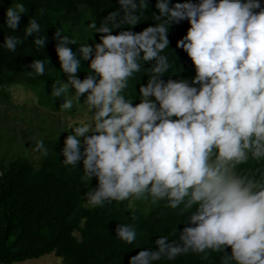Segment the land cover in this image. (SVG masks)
Instances as JSON below:
<instances>
[{"label": "clouds", "instance_id": "9594fccd", "mask_svg": "<svg viewBox=\"0 0 264 264\" xmlns=\"http://www.w3.org/2000/svg\"><path fill=\"white\" fill-rule=\"evenodd\" d=\"M117 3L103 23L89 25L100 34L93 44L73 50L76 40L55 32L67 81H54L51 95L62 99V110L79 106L88 118L74 121L65 137L63 163L82 161L84 175L98 181L86 193L92 207L150 199L186 215L172 239L158 236L155 249L139 250L129 264L189 253L264 264V0H156L158 23L141 31L132 28L148 0ZM27 11L24 3L8 7L7 27L17 30ZM182 20L190 26L177 41L183 54L175 64L164 53L170 24ZM40 32L31 18L25 37L37 34L34 44L44 47ZM22 42L7 36L0 47L15 52ZM44 65L36 59L30 67L42 76ZM140 72L148 79L136 81ZM33 150L49 155L43 139ZM131 218L139 219L135 212ZM115 231L128 245L137 240L133 224Z\"/></svg>", "mask_w": 264, "mask_h": 264}, {"label": "trees", "instance_id": "16d2710c", "mask_svg": "<svg viewBox=\"0 0 264 264\" xmlns=\"http://www.w3.org/2000/svg\"><path fill=\"white\" fill-rule=\"evenodd\" d=\"M176 2L185 0H171V4ZM17 3H24L28 11L21 14L19 27L14 31L7 27L5 12ZM148 3L133 31L158 23L154 19L159 15L156 0H148ZM41 8L45 10L43 15ZM118 8L117 0H0V45L7 36H17L23 41L15 52L0 47L2 94L8 95V87L21 86L30 89L36 98L35 92L40 91L62 102L61 98L51 95L54 81H67L55 51V32L74 38L77 44L70 45L73 50L85 42L93 44L100 34L93 33L89 25L94 21L99 26L109 12ZM31 18L41 25L39 35L47 37L44 47L34 44L37 34L25 37V27ZM188 26L187 20L169 26L170 45L164 54L173 57L175 64L182 61L183 52L177 47V41ZM36 59L45 62L42 76L36 75L30 67ZM29 72L33 74L29 76ZM141 72L135 76L138 82L148 79L147 74ZM131 82L137 86L133 79ZM71 128L65 127L60 135L59 131L45 135L47 157L36 151L35 160L20 155L7 164L0 163V264L21 263L50 253L59 258V264H129V258L139 250L155 249L153 242L158 236L169 235L172 239L171 233L184 227L181 220L186 219V215L167 209L164 202L153 203L149 199L132 201L131 207L129 201H114L104 207L90 206L86 193L95 188L98 181L84 175L82 161L77 167L63 163L61 150ZM133 212L139 217L136 221L131 218ZM118 224L135 225L138 236L134 244L128 245L117 237ZM154 264H220V254L213 253L204 260L200 255L189 253L174 261L165 259Z\"/></svg>", "mask_w": 264, "mask_h": 264}, {"label": "rangeland", "instance_id": "374dc122", "mask_svg": "<svg viewBox=\"0 0 264 264\" xmlns=\"http://www.w3.org/2000/svg\"><path fill=\"white\" fill-rule=\"evenodd\" d=\"M174 72L170 69L164 78L168 79ZM6 90L8 95L4 96L0 89V163L7 164L20 155H28L35 160L38 157L33 150L36 140H44L46 134L55 135L56 131L60 135L65 127H72L74 121H88L86 114L77 110L79 106L62 110V102L40 91L35 92L38 94L36 98L30 89L21 86H11ZM13 264H59V258L50 253Z\"/></svg>", "mask_w": 264, "mask_h": 264}]
</instances>
